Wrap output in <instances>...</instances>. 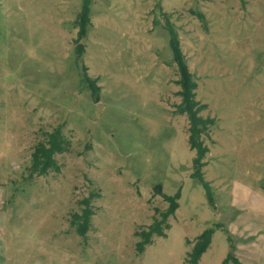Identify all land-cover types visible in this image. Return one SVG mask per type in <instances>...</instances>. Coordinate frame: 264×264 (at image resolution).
Instances as JSON below:
<instances>
[{
    "label": "rangeland",
    "instance_id": "rangeland-1",
    "mask_svg": "<svg viewBox=\"0 0 264 264\" xmlns=\"http://www.w3.org/2000/svg\"><path fill=\"white\" fill-rule=\"evenodd\" d=\"M0 0V212L4 264H264V0ZM202 16V17H200ZM165 19L214 125L200 170L180 102ZM99 88L79 82L75 50ZM59 128L68 150L58 173L30 176L35 146ZM159 187L156 191L155 188ZM180 191L164 237L136 243ZM84 237L70 226L84 201ZM167 226V228L165 227ZM219 226V228H217ZM232 247V249H231Z\"/></svg>",
    "mask_w": 264,
    "mask_h": 264
},
{
    "label": "trees",
    "instance_id": "trees-1",
    "mask_svg": "<svg viewBox=\"0 0 264 264\" xmlns=\"http://www.w3.org/2000/svg\"><path fill=\"white\" fill-rule=\"evenodd\" d=\"M90 4L91 0H82L81 9L79 14L76 16L75 25L78 29L76 34V41L85 38L90 27ZM202 17V16H200ZM165 27L168 33V45L171 50L172 62L175 64L177 69L178 80L176 81L180 87L177 95L180 98L179 104L176 106L175 112L177 114L183 115L188 121V138L187 142L190 150H194L195 156L192 160L193 173L191 178L196 179L200 182L201 187L204 189L206 197L210 203H212V195L209 189V184L204 180L200 170L204 167V156L207 153V147L202 141V136H204L211 126L214 125V120L210 118H202L200 115L201 111L206 110V106L200 104L195 99V90L197 84L194 81L185 61L183 58V53L179 47L177 33L172 28V26L165 19ZM83 52V47L78 45L75 50L76 61L79 65L81 85H84L91 89V94L93 97L98 93L99 88L96 87L94 80H91L86 74V67L81 62V55ZM68 140L62 135L59 128L52 130L46 134L44 142H41L35 146L31 154V162L29 165V175L30 176H44L48 172L53 173L59 172V167L55 159L56 155H60L68 150L69 147ZM159 187L157 186L155 190L157 191ZM162 198L167 202V208L164 212H160V220L155 221L147 232H141L140 236L142 239L136 243V248L138 252H143L144 246L148 245L151 240V236L156 234L157 236L164 237L161 231V224L163 225L167 221L168 217L172 216L177 209V203L180 198V191L178 190L174 195L168 196L163 195ZM88 199L84 201V207L81 209L80 214H74L70 220V226L74 229L75 233L81 237L86 235L90 227V220L93 216L92 211L88 206ZM167 228V226L165 225ZM219 228V226H217ZM213 229L208 228L204 230L194 242L193 247L188 255L187 264H197V261L201 259L202 255L206 252L209 243L212 238ZM232 249V247H231ZM230 261L231 264H240L238 259L232 252H229L224 260V262Z\"/></svg>",
    "mask_w": 264,
    "mask_h": 264
},
{
    "label": "crops",
    "instance_id": "crops-1",
    "mask_svg": "<svg viewBox=\"0 0 264 264\" xmlns=\"http://www.w3.org/2000/svg\"><path fill=\"white\" fill-rule=\"evenodd\" d=\"M1 195H0V204H1ZM5 215L3 213L0 212V264H4L5 262V246H4V242L2 239L3 232H4V227H5V220H4Z\"/></svg>",
    "mask_w": 264,
    "mask_h": 264
}]
</instances>
